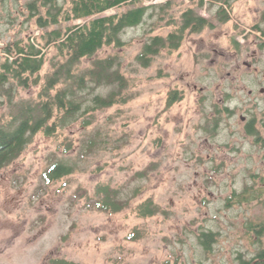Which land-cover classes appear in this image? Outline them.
<instances>
[{
    "label": "rangeland",
    "instance_id": "374dc122",
    "mask_svg": "<svg viewBox=\"0 0 264 264\" xmlns=\"http://www.w3.org/2000/svg\"><path fill=\"white\" fill-rule=\"evenodd\" d=\"M28 1L0 0V50L40 35ZM168 1L163 18L155 8L152 18L126 29L123 46L105 45L92 56H119L129 100L96 111L87 127L77 121L52 136L38 132L0 169V264H241L255 256L248 225L264 220V196L228 198L253 188L249 197L264 179V142L238 130L240 114L264 118V0H228L227 22L186 34L178 49L163 48L142 66L135 58L150 36L165 37L188 8L210 18L223 2L145 4ZM56 54L47 50L41 75ZM90 61L83 58L82 66ZM39 86L19 88L16 99L36 97ZM175 90L181 99L168 105ZM8 112L0 104V123ZM89 139L94 148L85 153ZM55 160L77 169L45 184L42 172ZM98 185L123 198L139 192L119 212L100 211L87 201L97 199ZM147 198L161 212L141 217L135 207ZM208 231L214 240L205 250L199 236Z\"/></svg>",
    "mask_w": 264,
    "mask_h": 264
},
{
    "label": "trees",
    "instance_id": "16d2710c",
    "mask_svg": "<svg viewBox=\"0 0 264 264\" xmlns=\"http://www.w3.org/2000/svg\"><path fill=\"white\" fill-rule=\"evenodd\" d=\"M147 1L153 0H30L26 3L29 17L34 18L41 33L33 39L11 40L0 50V104L6 105L9 110V117L0 123V169L15 161L38 132L52 136L77 121L87 127L95 120L96 111L129 100L130 97L124 94L128 80L121 70L119 56H92L105 45L123 46L122 34L126 29L140 25L146 21V17L152 18L156 13H153L155 8L159 10L157 18H163L170 1L159 5L145 4ZM205 1L199 0V6ZM227 4L228 0H223L210 18L193 8L186 9L181 14L179 24L165 37L150 36L142 43L136 61L147 66L152 56L161 49H178L186 34L212 29L216 26L215 21L227 22L230 19ZM124 5L131 7L105 14L109 9ZM50 47H55L57 54L52 59L51 70L41 75ZM83 58H91L90 64L82 66ZM34 85H40L36 97L16 99L19 88ZM180 99V94L172 91L168 105ZM93 148L94 140L89 139L80 149L87 153ZM76 169L75 163L55 160L45 168L41 177L48 184ZM262 183V186L250 192L249 197L245 193L253 188L228 199H262L264 179ZM138 192L136 189L131 197L123 198L119 189L98 185L94 192L97 199L88 196L87 201L100 211L116 213L124 209ZM135 210L141 217L161 212L150 198L140 201ZM248 226L254 232H264V220ZM213 240L214 233L211 231L202 232L199 236L205 250H210ZM48 263L78 264L63 258H51ZM249 263L251 261L241 262Z\"/></svg>",
    "mask_w": 264,
    "mask_h": 264
},
{
    "label": "flooded vegetation",
    "instance_id": "af4514ba",
    "mask_svg": "<svg viewBox=\"0 0 264 264\" xmlns=\"http://www.w3.org/2000/svg\"><path fill=\"white\" fill-rule=\"evenodd\" d=\"M206 2H208V0ZM244 64L248 67L252 65V63L248 61H245ZM252 92L253 90H249V94ZM260 93L264 94V87H260ZM226 109L228 110V107ZM239 122L241 123L238 129L239 133L251 136L257 143L264 142V136H261V132L264 134V118L261 117L259 119L255 113L249 114L247 111L239 115ZM252 234L256 236L257 252L249 264H256L257 262L264 264V232H255Z\"/></svg>",
    "mask_w": 264,
    "mask_h": 264
}]
</instances>
